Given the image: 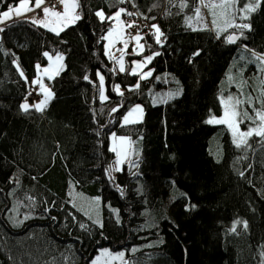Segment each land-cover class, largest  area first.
Here are the masks:
<instances>
[{"label": "trees", "instance_id": "1", "mask_svg": "<svg viewBox=\"0 0 264 264\" xmlns=\"http://www.w3.org/2000/svg\"><path fill=\"white\" fill-rule=\"evenodd\" d=\"M247 2L236 0L232 23L251 30L190 27L200 0H78L81 19L59 35L26 17L2 25L0 264H89L102 247L125 249L128 264H264V138L237 147L225 124L206 122L230 93L243 101L239 112L262 110L264 71L253 53L264 55V0L242 17ZM18 3L0 0V13ZM120 8L161 30L160 43L154 29L142 35L139 56L154 57L146 79L131 71L134 55L121 72L105 53L115 20L107 17ZM45 52L63 54L64 67L47 78L54 95L43 110L25 111ZM169 74L182 92L166 99ZM135 104L143 120L123 124ZM240 120L244 129L259 123ZM112 134L140 151L115 174ZM74 193L100 198L102 226Z\"/></svg>", "mask_w": 264, "mask_h": 264}, {"label": "rangeland", "instance_id": "2", "mask_svg": "<svg viewBox=\"0 0 264 264\" xmlns=\"http://www.w3.org/2000/svg\"><path fill=\"white\" fill-rule=\"evenodd\" d=\"M56 1L60 2V0H47L41 5V8H36L34 10V12H36L38 15L42 16L43 15L42 8L43 7L53 8L51 5H54L56 3ZM210 2L215 3V4H219L221 2V0H204V4H207ZM204 4L201 3V6H200L201 15H202L203 19L202 20L199 19L196 15L194 20H192L190 22V25L194 28H204V27H215V28L219 27V28H221L223 26V24H225V17L223 15H221L222 9H220V8L215 9L216 21H218V23L214 24L212 13L210 12V10L207 7L204 6ZM17 5H15L13 7H16ZM54 11H60V10H58V9H56V7H54ZM75 14L78 15V9L77 8L75 9ZM244 15H245V12H242L241 16L243 17ZM122 16H123V13L121 14V17L119 20H114L113 28L110 30L111 35H109V32H108L106 37H105L106 38L105 53L107 54V56L114 59L115 64L118 68H120V64L122 62L124 69H126V67H127L128 55H130V54L134 55L135 57L132 58L131 71L132 72L135 71V73L140 74V76L142 73H147V72L151 71V75H152L153 71H152V69L147 67L148 62L145 61L146 56H139V55H142V52L144 50V44L142 42V38L139 41L132 39L135 36L131 37L127 33V25L128 24L125 23V21L122 19ZM33 19L39 20L37 16H33ZM42 19H45V15H44V18H42ZM49 19L51 20V22H53V25H51V28L63 27V29H64L65 27L72 24V23H69L67 25L59 24V18L53 17L51 14H49L48 17L46 18V20H49ZM52 19H54V20L56 19V21H52ZM153 25H157V24H153ZM1 27L2 26H0V29H1ZM48 29H50V28H48ZM159 30H160V28H159ZM154 32L156 33L155 29H154ZM160 33H161V30H160ZM160 33H156V36L160 35ZM139 36L142 37V35H139ZM0 37H1V34H0ZM125 42L127 43L126 47H125ZM131 46H132V48H131ZM58 55L62 56L63 60L58 61L56 59V57ZM49 57H51V59H49ZM47 58H48V62L46 64H44V65L38 64L40 67L37 68V76L34 79V83L37 79L40 81L39 84L35 83V84L39 85V89H38L39 99L33 100V102L25 101L24 104L27 103L29 105V107H33V105L39 104L41 101H44L46 96H48L47 102L50 100L52 95H49V94L50 93L52 94V90L50 88L49 83L47 82V78H53L55 75L59 74L60 71L62 70L63 65H64V55L63 54H60V53L59 54L57 53L54 55L49 54L47 56ZM44 69H48V71L45 72ZM100 76H103V78H104L103 83H101V81L99 79L100 94H101V90H103L104 96L107 97L105 77L102 74V72H99L98 77H100ZM168 78L173 82V85L171 86L172 89L167 91L166 99H170L174 96H177V95H171V94L176 93L177 91H179L180 94L182 92V87H180L176 84L179 82L178 77L175 74H169V77L166 76V79H168ZM42 88H43V91L41 90ZM119 92H122V88L120 86H119ZM230 96L234 98L232 102L228 101V97H230ZM235 99H237V97L234 93H230L228 95H222L221 96V104H222L221 113L220 114H212L208 118V120L212 119L213 117H215L216 119H220V118L224 117L226 107H227L228 112L230 114L232 111V106H233ZM158 101H159V99H155V102H158ZM45 104L41 105V107L43 108ZM137 105L141 106V108L143 110L142 113L139 111L133 112L132 115L128 117V119L130 121H137V122L143 120V118H144V107L142 104H135L122 117V123L123 124H125L124 123V117L126 115H128L129 111L131 109L135 108V106H137ZM236 110L239 112L238 106L236 107ZM238 119H240V117ZM225 125L228 127L227 124H225ZM254 127H256V126H250L249 128H254ZM249 128L244 129L241 127L240 123L238 124V129L241 132L247 131ZM229 130L232 133V129L229 128ZM121 138H123V139H121ZM238 139H240L239 136L234 138V140L236 142ZM110 147H111V150L115 152V159H114L113 164H112V173L113 174H115V173H117V171L121 170L125 164H130L133 160L138 159L139 155H140V151L137 149L136 142L133 139H131L129 136H126V135H116V134L113 135L112 134L110 136ZM73 197H74V200H73L74 204H76L80 209H82L84 212H86L88 215H90L94 219V221H100L99 224L102 223L100 198L94 197L93 199H87L84 196H82L80 194H76V193L73 194ZM118 253H123L124 255L122 257H118L117 256ZM97 257H99L98 260L96 259ZM94 260L96 261V264H128V256H127L126 250L125 249L114 250L111 247L100 248L98 250L97 254L93 257V259L90 261L89 264H92V262Z\"/></svg>", "mask_w": 264, "mask_h": 264}, {"label": "snow or ice", "instance_id": "3", "mask_svg": "<svg viewBox=\"0 0 264 264\" xmlns=\"http://www.w3.org/2000/svg\"><path fill=\"white\" fill-rule=\"evenodd\" d=\"M121 2H123V0H121ZM200 2L202 4H204V0H200ZM44 3V0H35V3L32 4V6H29V4H31V0H19V4L16 7H9L7 11H4L3 13H0V23H3L6 20H9L12 18L13 15H15L16 17H20L22 15H24L25 12H29V11H34L36 8H41V5ZM61 5L63 6V11H54L53 8H49V7H43L42 11L45 15V19L42 20H37V19H33L32 23L37 24V25H41L43 27H48V22L46 20V18L48 17L49 14H51L53 17H57L59 18V24L62 25H67L69 23L74 24L76 21L80 20L81 17L77 14H75V9L79 7V3L78 0H60ZM235 3L236 0H221V2L219 4H215V3H207L204 4L205 7H207L210 12L213 15V23L215 24L216 21V8H220L222 9L221 15H223L225 17V30H227L228 27H235V28H239V29H248L251 30V25L248 23L245 24H233L232 20L235 19L234 16L231 15V11L234 10L235 8ZM155 6V5H154ZM186 3H181L180 7H186ZM260 6V0H250V2H247L244 7L241 9V11L246 12V13H252L255 12L257 10V8ZM23 10V11H22ZM125 13L126 15H133V13L131 12H126L125 9L120 8L118 9L113 16H109L107 17V19H115V20H119L121 17V14ZM195 13L197 15V17L199 19H203L202 15H201V10L200 8H196L195 9ZM96 15L101 19L104 20L105 19V14L103 13V11L98 10L96 12ZM248 18V17H245ZM154 19V17H153ZM133 24H128L127 27H133ZM191 27V25H189ZM153 28L156 30V33H160L159 27L157 25H153ZM51 31L56 32L57 35H59V32L63 30V27H53L50 28ZM0 31H3V29H0ZM109 35H111V31H109ZM160 35H162V33H160ZM160 35L156 36V41L157 43H160ZM243 35V31H241L240 36ZM240 36L237 35H229L227 37V41L229 43H235L236 40H238L240 38ZM142 37H140L139 35L133 37L132 39L139 41ZM127 46V43L125 42V47ZM142 47V46H141ZM198 55V53H196ZM45 56H48V53H44ZM155 55H160V53H155ZM253 55L255 56L256 61L261 62V71H264V55H257L255 53H253ZM153 56H148L145 58L146 62H151V60L153 59ZM49 59H51V57H49ZM56 59L59 60H63L62 56H57ZM18 66V65H17ZM37 68H39L40 66L37 65ZM119 70L121 72H123L125 69L123 67V64L121 62L120 64V68ZM45 72L48 71V69H44ZM21 76H23V72L21 71ZM133 74H136L135 71H133ZM151 75V71L147 72V73H142L141 74V78L142 79H146ZM85 79L87 80L88 77L86 76ZM101 83H103V76L99 77ZM35 83H40V81L37 79L35 81ZM135 87H139V84H137ZM261 88H262V95H264V81L261 82ZM43 91V88L41 89ZM117 93L119 95H123L122 92H119V86H116ZM49 95H54V94H49ZM171 95H180V92L177 91L174 94ZM100 99L101 100H106L107 97L104 96L103 94V90H101V94H100ZM233 97H228V101L232 102L233 101ZM48 100V96L45 97L44 101H41L39 104L33 105V107L37 108L38 110H43L41 105L45 104ZM243 103V101H241L240 99H235L233 106H232V111L229 114L227 107L225 108V113H224V117L220 118V119H216L215 117H213L212 119H209L208 121H206L207 123H217V124H227L229 128L232 129V134L233 137L236 138L237 136H239L240 139L237 140V147H240L244 144H247V138L252 136L253 134H255L256 136H259L261 138H264V101H262V110H256L255 111V117L253 116H249L247 111L244 112H238L236 110V107ZM248 103H252V100L249 98L248 99ZM122 106V105H121ZM22 108L27 111L29 109V105L27 103L22 105ZM117 108L112 109L113 112L117 111ZM139 111L142 113V108L141 106L137 105L135 106V108L131 109L128 113V115H126L124 117V123H135L137 121H130L128 119L129 116L132 115L133 112ZM239 117H246L248 120L252 121L254 124H256V118H258L259 123L256 124V127L254 128H249L247 131H239L238 129V124L241 122L240 119H238ZM115 135V134H113ZM123 139V138H121ZM114 150V149H113ZM193 207H195L193 205ZM98 224L100 223V221H96ZM236 224H240L243 223L244 227L247 228V222H242L237 220L235 222ZM102 226V224H101ZM81 227H84L83 225H81ZM232 231H235V228L232 229ZM106 251V250H105ZM264 254V253H262ZM124 254L123 253H118L117 256L118 257H122ZM97 260L99 259V257L96 258ZM92 264H96V261L94 260L92 262Z\"/></svg>", "mask_w": 264, "mask_h": 264}, {"label": "built area", "instance_id": "4", "mask_svg": "<svg viewBox=\"0 0 264 264\" xmlns=\"http://www.w3.org/2000/svg\"><path fill=\"white\" fill-rule=\"evenodd\" d=\"M53 8L56 7V9L62 11L63 10V6L61 5V3L59 1H56V3L54 5H51ZM124 21L126 22V24H133V27H128L127 29V33L133 37V36H137V35H146L149 34L153 31L152 26L147 23V22H143L139 20L138 15L133 14L131 16L124 14L123 17ZM38 89H39V85L35 84L34 82L31 83V92H30V98L32 100H37L39 99V95H38Z\"/></svg>", "mask_w": 264, "mask_h": 264}, {"label": "crops", "instance_id": "5", "mask_svg": "<svg viewBox=\"0 0 264 264\" xmlns=\"http://www.w3.org/2000/svg\"><path fill=\"white\" fill-rule=\"evenodd\" d=\"M45 1H46V0H44V2H45ZM29 6H32V1H31V4H29ZM53 10H54V8H53ZM22 11H23V10H22ZM33 16H37L38 19L41 20L42 18H44V13H43V15L41 16V15H38V14H37L36 12H34V11H29V12H25L24 15H22V16H20V17H26V18H29L30 20H33ZM20 17H16L15 15H13L11 19L6 20V21H4L3 23H0V26H2L3 24H5V23L8 22V21H11V20H13V19H17V18H20ZM52 21H56V19H55V20L52 19ZM47 22H48V25H49V26L46 27V28H51V25H53V22H51L50 19L47 20ZM63 67H64V65H63ZM63 67H62V69H63Z\"/></svg>", "mask_w": 264, "mask_h": 264}]
</instances>
